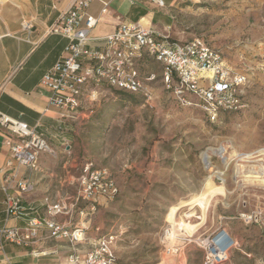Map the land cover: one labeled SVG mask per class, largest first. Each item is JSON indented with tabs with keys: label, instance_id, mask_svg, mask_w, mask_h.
Returning a JSON list of instances; mask_svg holds the SVG:
<instances>
[{
	"label": "rangeland",
	"instance_id": "obj_1",
	"mask_svg": "<svg viewBox=\"0 0 264 264\" xmlns=\"http://www.w3.org/2000/svg\"><path fill=\"white\" fill-rule=\"evenodd\" d=\"M155 10L150 27L157 34L177 43L199 38L222 54L234 74L247 76L242 106L213 117L197 97L189 95L191 105L185 104L168 89L160 65L143 62L141 70L156 75L143 92L105 85L80 119L69 121L70 148L51 165L72 180L66 179L60 200L74 201L73 182L91 162L110 170L120 192L79 220L90 222V238L115 236V264H165L175 210L180 264H204L197 242L219 228L238 242L225 264H264V186L237 174L238 167L264 166V0H189ZM88 207L80 202L76 214ZM192 209L196 216L189 222L203 218L201 228H186L184 214ZM245 215H255L254 221Z\"/></svg>",
	"mask_w": 264,
	"mask_h": 264
},
{
	"label": "built area",
	"instance_id": "obj_2",
	"mask_svg": "<svg viewBox=\"0 0 264 264\" xmlns=\"http://www.w3.org/2000/svg\"><path fill=\"white\" fill-rule=\"evenodd\" d=\"M151 1L159 7L165 6L163 0ZM92 3L93 0H74L49 28L50 35L62 36L69 43L64 57L42 79V86L50 92L45 111L56 109L61 120L71 122L80 119L86 103L97 101L99 90L105 85L127 93H141L146 82L156 78L155 74L141 70V64L150 60L162 67L163 83L174 90L183 103L191 105L187 97L193 95L203 102V107L213 117L220 111H235L242 106L241 91L247 84V76L234 74L222 54L205 41L195 38L177 43L157 34L151 27L128 21L112 35L94 39L90 35L98 20L87 15ZM262 22L264 24V19ZM31 28L30 22H23V29ZM93 42H101L102 46L92 47ZM0 127L5 133V145L19 167L36 170L40 156L52 152L46 135L26 123L0 113ZM67 146L64 147L66 152L70 148ZM73 185L78 189V195L72 203L53 202L46 198V219H30L23 227H11L5 223L0 237L17 246L29 247L38 237L40 227L45 225L53 238L67 240L72 246L68 264H115V236H99L82 257L77 247L86 241L87 229H71L56 217H72L80 202L89 205L87 211H79L81 216L93 214L101 199L110 201L119 195L117 182L109 169L95 168L88 162L81 167ZM1 188L5 193L7 222L23 218L26 215L24 197L35 191L34 183L19 179L13 173ZM254 219L255 215L244 216L248 223ZM197 244L205 252L204 264L227 263L231 252L238 246L225 228L200 238ZM33 255L39 256L40 253L33 252Z\"/></svg>",
	"mask_w": 264,
	"mask_h": 264
},
{
	"label": "crops",
	"instance_id": "obj_3",
	"mask_svg": "<svg viewBox=\"0 0 264 264\" xmlns=\"http://www.w3.org/2000/svg\"><path fill=\"white\" fill-rule=\"evenodd\" d=\"M163 1L164 7H159L151 0H93L87 15L97 19L98 24L90 36L95 39L112 35L127 21L140 23L144 19L152 25L155 8L171 10L179 2L189 0ZM73 3L74 0H0V113L44 133L52 146L51 153L40 156L36 170L19 167L5 145V133L0 127V230L5 223L11 227H23L33 218L43 221L48 217L45 199H50L56 193V200L50 201H60L63 199L61 196L65 195L62 193V187L67 180L72 182L71 177L59 175L60 171L51 169V165L54 167V164L58 163L60 150L63 151L64 146L69 143L68 132L71 131V126L69 121L60 119L61 114L56 109L45 111L50 92L41 82L44 75L64 57L65 48L69 43L62 36L50 35L49 28ZM144 12L145 16H141ZM24 21L30 22L32 28L23 29ZM101 46V42L92 43V47ZM50 157L53 162L49 161ZM64 166L65 164L62 169ZM13 173H16L19 179L34 183L36 189L24 197L26 215L7 222L5 193L1 187ZM76 213L77 211L71 218L58 216L56 220L71 229H87L86 241L77 247L80 255L84 257L99 236L90 238V222L80 221L81 215ZM33 252L40 255L35 256ZM71 253L72 246L69 241L56 240L45 225L40 227L38 237L29 247L17 246L0 237V264H68Z\"/></svg>",
	"mask_w": 264,
	"mask_h": 264
},
{
	"label": "bare ground",
	"instance_id": "obj_4",
	"mask_svg": "<svg viewBox=\"0 0 264 264\" xmlns=\"http://www.w3.org/2000/svg\"><path fill=\"white\" fill-rule=\"evenodd\" d=\"M140 24L143 27H149L151 25L150 21H147V20H144V19L140 22ZM221 150L224 151L225 148L223 147ZM203 159L209 160L210 159L209 153L203 154ZM242 173H247V175L244 177V181H246V182L253 181V182H256V183L260 184L261 186H264V166L253 167V168H250V169L249 168H243L242 169V168L238 167L237 174H242ZM197 204H199V203L198 202L194 203V205L196 207H198ZM191 211L192 212H190V213L184 214V218L186 219V222H187V225H188L186 228L187 229H198V228H201L203 226V224H204L203 218H202V220L200 222H198L196 224H193L192 222H189L190 219H192L193 217L196 216V213H195L194 209H192ZM175 213H176V210L172 211V213L169 216V219H170L169 222L171 223V225L173 227V232L168 234L169 235V237H168L169 244L168 245L170 246L171 249H169V254H167V256L165 257V259H166L165 260L166 261L165 264H180L179 256L181 254V252H180L181 250L175 248L176 244L174 242L175 237L180 234V231L177 229L178 228V223H177V220L175 218ZM168 257H171V258H168Z\"/></svg>",
	"mask_w": 264,
	"mask_h": 264
},
{
	"label": "trees",
	"instance_id": "obj_5",
	"mask_svg": "<svg viewBox=\"0 0 264 264\" xmlns=\"http://www.w3.org/2000/svg\"><path fill=\"white\" fill-rule=\"evenodd\" d=\"M145 14H146V13L144 12V13L141 14V16H145Z\"/></svg>",
	"mask_w": 264,
	"mask_h": 264
}]
</instances>
